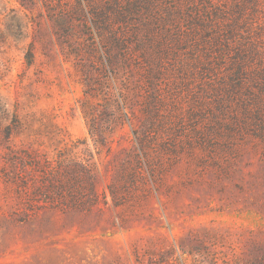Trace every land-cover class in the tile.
I'll return each instance as SVG.
<instances>
[{"label": "rangeland", "instance_id": "1", "mask_svg": "<svg viewBox=\"0 0 264 264\" xmlns=\"http://www.w3.org/2000/svg\"><path fill=\"white\" fill-rule=\"evenodd\" d=\"M128 1L103 30L109 0H0V264H264V0Z\"/></svg>", "mask_w": 264, "mask_h": 264}, {"label": "trees", "instance_id": "2", "mask_svg": "<svg viewBox=\"0 0 264 264\" xmlns=\"http://www.w3.org/2000/svg\"><path fill=\"white\" fill-rule=\"evenodd\" d=\"M20 3L25 6L27 2L32 3L33 0H18ZM106 6L107 11L110 13L113 12V14H118L119 18L122 20V14L127 17V15H130L131 18L134 19H142L143 15L141 14V9H142V3H135L133 4L132 2L128 1L124 6L120 2V0H109L108 3H105L104 6H102V9L99 13V9L96 7H93L91 12L95 16V24L99 29H111L112 28V22L109 13L105 10L104 8ZM104 8V9H103ZM107 12V14H106ZM78 13V12H76ZM105 13V16H104ZM104 16V17H103ZM103 17V18H102ZM102 18V20H101ZM110 20V23L108 22ZM142 22V21H141ZM108 40L113 43V48L112 47H107L106 52H107V58H108V63L112 67V69L115 68V62L121 60L122 57L126 60L129 59V53L128 51H123L122 50V34L116 33L112 31L107 38ZM147 41V38H145V42ZM89 46H88V52L89 53ZM114 50H116L114 52ZM246 55V53H245ZM145 60L148 61V58L145 56ZM245 59V58H244ZM155 63L152 66H142V74L143 77L141 78V83H142V89H144L145 94H142V96H138L139 99L137 100L138 103L141 105L142 112L145 114L144 118V123H143V128L139 133L138 140L140 141V145L143 147H147V144L150 145L151 142L155 139L154 134H155V126H156V121L157 117L159 114V107L162 102L161 95L159 93V83L156 82V79L158 78V73L160 71L158 69H155L154 67ZM245 75V70L242 67V65L238 66V69L235 73L231 75V80L233 82L241 83V77ZM101 85L99 83V80L97 79H90V81L86 82L85 85L87 86V90L85 91L86 95H90L91 97H97L98 91H102V88H98L96 85ZM148 86V87H147ZM106 95V94H105ZM105 99V107L107 110H112L113 109V104L111 101L107 100L106 97H103ZM86 114L87 118L93 117V114H90L88 111L84 112ZM92 115V116H91ZM114 114H112L113 116ZM122 118L126 119L127 121H131V119L128 116V113L125 112L123 115L118 114L113 122L115 123V127H122ZM92 119V118H91ZM93 123L95 124L96 120L93 118ZM91 120V122H92ZM112 125V124H111ZM116 128H112L111 131H115ZM89 132L92 138L96 141V144L98 142L102 145H108L109 144V139L110 137L107 135V131L105 130H96L94 126L89 125ZM97 137V138H96ZM98 139V140H96ZM165 140V139H163ZM209 144V142H208Z\"/></svg>", "mask_w": 264, "mask_h": 264}]
</instances>
